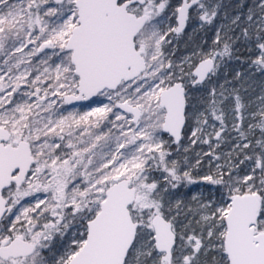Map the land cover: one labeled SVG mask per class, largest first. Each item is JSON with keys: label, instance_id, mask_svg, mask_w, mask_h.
Instances as JSON below:
<instances>
[{"label": "snow or ice", "instance_id": "snow-or-ice-1", "mask_svg": "<svg viewBox=\"0 0 264 264\" xmlns=\"http://www.w3.org/2000/svg\"><path fill=\"white\" fill-rule=\"evenodd\" d=\"M0 264H264V0H0Z\"/></svg>", "mask_w": 264, "mask_h": 264}, {"label": "trees", "instance_id": "trees-1", "mask_svg": "<svg viewBox=\"0 0 264 264\" xmlns=\"http://www.w3.org/2000/svg\"><path fill=\"white\" fill-rule=\"evenodd\" d=\"M174 2H178V0H174ZM225 2H228V3H233L235 4L237 2V0H225ZM189 29L190 27L186 30L188 33H189ZM204 34V35H203ZM211 33H203L202 31H200V33L198 34V36H193L190 38H186V40L184 42H181L177 48H176V55L179 57L181 56L182 54H185V53H189L191 52L192 50V47L194 46L193 45V41H198L202 36L206 39H209L210 41V37H211ZM259 92V89H255V91H252L250 92V96L251 97H255L257 95V93ZM200 146H195L193 151H195L196 149H198ZM206 147V146H205Z\"/></svg>", "mask_w": 264, "mask_h": 264}, {"label": "rangeland", "instance_id": "rangeland-1", "mask_svg": "<svg viewBox=\"0 0 264 264\" xmlns=\"http://www.w3.org/2000/svg\"><path fill=\"white\" fill-rule=\"evenodd\" d=\"M190 29H189V36L193 37V36H198V34L200 33V29H197L195 32L192 31V28H191V25L189 26ZM204 35V34H203ZM177 48V47H176ZM175 54H176V49H175ZM187 54V53H185ZM185 54H182V55H185ZM181 55V56H182ZM177 56V55H176ZM178 57V56H177ZM98 98H95L94 100H97ZM93 104V101L89 102L88 104H85V105H91ZM199 146V145H198Z\"/></svg>", "mask_w": 264, "mask_h": 264}, {"label": "water", "instance_id": "water-1", "mask_svg": "<svg viewBox=\"0 0 264 264\" xmlns=\"http://www.w3.org/2000/svg\"><path fill=\"white\" fill-rule=\"evenodd\" d=\"M95 99V97L93 98V100ZM93 100H90V101H81V102H76L77 105H85V104H88L89 102L93 101Z\"/></svg>", "mask_w": 264, "mask_h": 264}, {"label": "flooded vegetation", "instance_id": "flooded-vegetation-1", "mask_svg": "<svg viewBox=\"0 0 264 264\" xmlns=\"http://www.w3.org/2000/svg\"><path fill=\"white\" fill-rule=\"evenodd\" d=\"M187 30V29H186Z\"/></svg>", "mask_w": 264, "mask_h": 264}]
</instances>
